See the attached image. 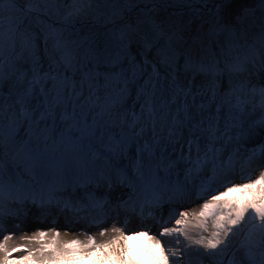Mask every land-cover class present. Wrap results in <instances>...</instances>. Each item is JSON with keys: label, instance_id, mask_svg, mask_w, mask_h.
I'll use <instances>...</instances> for the list:
<instances>
[{"label": "snow or ice", "instance_id": "1", "mask_svg": "<svg viewBox=\"0 0 264 264\" xmlns=\"http://www.w3.org/2000/svg\"><path fill=\"white\" fill-rule=\"evenodd\" d=\"M25 2L27 8L20 6V0H7L6 5L4 0H0V19L5 12L29 17L34 12L44 11L31 0ZM53 3L58 4L59 0H53ZM78 5L79 0H73L68 6L64 23L74 25L85 14L86 9ZM144 11L150 9L145 8ZM16 19L19 20L20 16ZM19 30L20 25L17 24L16 27L9 26L7 33L0 31V61L6 58L8 67L5 72L0 65V91L5 88L8 91L7 101L0 96V197L6 192L9 199H19V186L13 183L16 169L23 167L25 171H32L55 151L66 156L88 151L94 158L106 155L111 161L106 162L102 169L109 188L115 183L135 187L134 181L139 180L153 191L149 201L151 206L165 202L180 205L200 193L192 192L178 182L170 186L158 176L161 170L168 174L182 163H192L193 168L189 172L200 171L210 154L212 159L215 158L217 141L225 137L228 140L237 138L232 135L236 129H239L238 138L255 133V128L245 120L247 106H254L258 93L260 106L264 109V88L257 89L250 81H242L237 88L232 83V74H250L256 67L257 56L259 67L264 70V38L260 50L253 47L252 54L246 55L243 61L225 66L224 70L229 73L227 92L218 94L216 79L207 85V91L196 94L192 88L178 86L173 81L170 98L165 99L166 90L160 87L158 73L154 70L148 73L143 65L137 71L133 61L129 77L121 66L120 56L109 54L98 44L77 45L75 54L67 44L57 45L58 55L50 58L47 71L39 61L34 62L30 69L22 66L19 62L22 54L17 48ZM119 39L122 46H130L133 41L140 40H144L147 46L146 39L130 25L120 29ZM80 51H83V59ZM118 66L119 72L116 71ZM73 68L75 72H72ZM194 71L215 77L219 68L201 66ZM144 75L148 78L140 84L138 76ZM132 86L136 87L139 113L125 102ZM197 95L202 101L198 106ZM181 96L184 97L182 104ZM189 96L193 101L191 105ZM240 96L251 98L240 99ZM205 99L207 103L203 102ZM233 99L236 103L232 102ZM5 103L8 104L7 111ZM225 106L228 108L227 116H223ZM210 107H215L216 115L206 112ZM5 119L9 122L7 134L4 133ZM24 125H27L24 131L27 139L19 135ZM260 127L264 128V119H261ZM129 148L136 149L133 156L136 175L133 177L126 176L115 163L118 157L125 156ZM194 148L195 160L192 156ZM6 166L11 170L7 181L3 179ZM231 171V168L217 171L214 167L209 183L200 185L203 195L199 209L191 212L187 209L170 210L167 220H156L159 225L156 234H150L149 229L126 233L124 226L116 223L101 227L108 219L106 202L91 196L90 206L99 209L100 213L91 216L88 223L99 229L101 238L110 232L111 238L107 240L98 242L96 235L85 233L84 240L77 238L61 242V233L52 229L50 239L49 231L37 230L32 235H20L21 242L11 243L15 233L7 231L5 214L0 213V264H143V258L133 255L128 247V241L137 236L147 237L150 241L151 264H193V258L196 264H225V260L227 264H264V170L256 179L249 178L244 183L233 182ZM64 173L66 178L71 177L70 165H66ZM217 184L224 190L217 189L213 193ZM233 193L238 195L230 196ZM124 206L127 207V202ZM141 215H144L143 210ZM173 220L174 225L170 224ZM194 231L195 238L192 235ZM238 234L243 239L239 248L233 250L231 237ZM254 249L258 250L259 261ZM237 251L242 252L243 259H236ZM16 253L19 255H14Z\"/></svg>", "mask_w": 264, "mask_h": 264}, {"label": "rangeland", "instance_id": "2", "mask_svg": "<svg viewBox=\"0 0 264 264\" xmlns=\"http://www.w3.org/2000/svg\"><path fill=\"white\" fill-rule=\"evenodd\" d=\"M66 3H68L71 0H63ZM5 5L7 4V0H4ZM32 3L39 4L41 8L44 9V11L39 12L38 14L32 13L29 17H24L20 15L19 13H9L5 12L2 19H0V31L7 33V30L9 26L16 27L17 24L20 25V30L17 35V48L19 52L22 54V59H20V64L26 65L27 68H31L32 64L36 61H39L42 68L47 71L50 63V58L54 55H58L57 53V45L59 44L58 40V30L55 29L54 26H57L54 24V22L49 20L47 17L48 15H51L52 11L51 8L54 6H60L61 4H55L53 3V0H31ZM20 6L23 8H27L28 4L25 2V0H20ZM45 12L47 14H45ZM20 16V19L17 20L16 17ZM209 15L207 13L204 14L203 17L199 19H194L193 22L190 25V28L184 32H182V35L185 33H191L192 28L202 27L206 26L204 28V31H197V29H194L195 31L194 35L197 36V38H204V40L207 38L212 43L219 39L218 46L221 47L224 45V43H227V39L230 38L229 35L225 34V31H221L219 29L220 26V14H217V16L214 18L211 16L208 20L207 18ZM63 20V17L60 18ZM44 20H47L50 25H47L44 23ZM99 20L103 21V18H99ZM168 24H178L181 22V17L177 16H168L165 20ZM242 26L245 25V23H241ZM112 26H110L106 30L111 31ZM54 33L56 35V39L54 37ZM205 33H207L205 35ZM221 33H224L221 34ZM223 35V36H222ZM189 38V36H186ZM188 38H184L182 40L183 45L190 49L191 46L187 45ZM225 41V42H224ZM134 49V48H132ZM143 51V50H141ZM144 57H141L142 59L139 60V62L136 63L137 65V71H139V66L143 65L146 67V71L148 73H153V70L159 74L160 77V87L164 88L166 90L165 92V99L170 98L171 95V89L170 86L173 84V81L176 82L178 86H188L189 88H192L193 94H196L197 92H203L207 91V85L209 83L206 82H200L196 80L195 78H180L179 75H174L176 72H167L163 68L159 67L157 64V59H154L152 64H146L144 62L145 58H153L150 50H144L142 52ZM223 59V58H222ZM220 61H223V60ZM225 59V58H224ZM0 65H3V70L5 72L8 71L6 58L4 61H0ZM255 70H259L257 66L255 67ZM73 70L72 72H75ZM81 71H83V68L81 67ZM124 71L127 73L129 77L132 75V65L124 68ZM68 75H71V73H68ZM148 78L147 75L144 76H138V82L142 84L144 80ZM76 79H79V76L76 77ZM218 94L227 92L228 91V84L229 81L225 80L224 78H220L218 81ZM241 83H233L234 86L238 88V86ZM253 86H255L257 89L264 88V81L262 83H255L254 80H252L251 83ZM204 86L203 88L201 86ZM86 91V90H85ZM157 95L159 96V91L157 92ZM0 96H2L5 101L8 99V91L5 88L3 91H0ZM210 96V94H209ZM251 97H245L241 96V99ZM184 97L181 96L180 101L181 104L183 103ZM222 99V97H221ZM103 102V101H102ZM125 102L127 103L129 108L135 107V111L139 113L140 108L139 104L137 102V94H136V87L132 86L129 88L128 95L125 98ZM201 97L199 95L196 96V105L198 106L201 103ZM203 102L207 103V99H205ZM233 103H236V100L233 99ZM188 103L191 105L193 103L192 97H188ZM260 97L259 94L255 96L254 99V106L253 104H249L247 106V115L245 117V120L248 122L250 127L255 128V133L252 135L245 134L243 138L239 137V129H236L232 135L234 138L232 140H228L227 137H225L223 140L217 141L214 145L216 149V155L215 158H211V154L209 157V160L206 164H203V167L200 171H191L190 169L193 168L192 163H182L179 165L174 171L166 174L163 170H161L158 173L159 177L164 178L166 183H169L170 186H174L177 184V182L181 185H186L189 190L195 193H200V195H196L193 197L192 200H188L183 204H176L175 202H167L169 207H174V209L177 210H185L187 209L189 212L193 210H198L200 207V204L202 203L201 196L203 193H201L200 185L203 183L207 185L209 183V178L213 175V168L215 167L217 171L224 168H231V179L235 183H244L247 182L249 178L256 179L259 175L261 170H264V128L260 127V121L261 119H264V109L260 106ZM5 110L7 111L8 104L5 103L4 105ZM206 112H210L211 115H216L215 107H210L209 109H206ZM228 108L225 106V109L223 110V116H227ZM8 120H4V133L7 134L8 128ZM221 127H223V119L221 120ZM27 125L23 126V129L19 131L20 136H24V131H26ZM159 130V128H158ZM118 131V130H117ZM185 132L187 130L185 129ZM25 139H27L26 136H24ZM204 141L201 140V144L203 145ZM41 147L43 145L41 144ZM101 152H104V149H100ZM172 155H178V153H170ZM185 154H187V149L185 148ZM136 155V149L130 148L127 150L125 156L123 158H117L115 163L121 167L122 170H124L125 175L128 177H133L136 175L135 169L133 167V156ZM193 160L196 158V152L195 148L192 152ZM201 156H203V153H201ZM111 163V161H108L107 156H103L102 158H94L91 153L88 151H82L74 153L71 156H66L63 152L55 151L52 153H49L48 156L44 159L43 163L35 168L32 171H25L23 167L16 169L14 171V179L13 183L18 184L19 186V199H9L7 196V193L5 192L2 197H0V213H4V223L6 225L7 231L14 232V236H20L23 233H26L27 235H32L37 230H45L49 231V239L51 237V231L52 229L58 230L61 234H65L66 232L71 233V238L67 239L60 235V241H68L71 239H81L84 240L85 233L96 235L97 241L101 240H107L111 238V233L103 238L99 237L98 231L99 229L93 226H90L89 223H87V218L91 216V214H98L100 213L99 209L93 208L90 206V199L89 197H95L97 200L106 202L105 204V211H109L112 209V214H108L107 223L101 225V227H110L111 224L116 223L117 226L123 225L125 228L126 233H132L137 232L145 229L150 230V234H156L159 229L151 228V226H148L150 224H156L157 219H164L167 220L170 212V208H167L162 215L158 216V218L155 219H145L144 217L140 216L141 210L147 211V209H142L139 207L140 205H147L149 204V201L153 197V191L150 187L147 186L146 183L141 182L139 180L134 181L135 187H130L127 185V183L121 184V183H115L111 188H109L108 184L105 182L103 176H102V169L105 163ZM66 165H70L72 169V174L70 178L65 177L64 169ZM11 170L5 167V174L3 176V179L5 181L8 180V175ZM76 180L79 184V190L78 195L73 196L71 192H69V188L72 186L71 181ZM40 181L46 182L45 185H47L48 189H52L50 191V194L55 199L51 202L52 205L57 204L58 206L56 208L60 209L59 213H53L52 210L49 211V199L47 200V206L45 212H36V211H27V207L29 206L28 203H31L33 206L35 204L42 203L41 201L44 200V196L42 195V191L37 190V187L40 183ZM49 181V182H48ZM25 182V183H23ZM64 182L65 184L69 185V188L67 189L68 192H66V196L62 199H60V202H58V193L57 186ZM88 182L94 183L92 187H86ZM98 183L101 184L100 187H98ZM22 184V185H21ZM64 185V184H63ZM104 185V188L102 187ZM122 185V187H121ZM62 187V186H60ZM107 189V190H106ZM217 189L219 191H223V187L220 185H216L213 187V193H216ZM118 194V195H117ZM15 195V193H14ZM117 195V196H116ZM162 195L168 196L171 195V193H162ZM238 194L233 193L230 194V196H237ZM30 198V200H28ZM82 200V201H80ZM68 201L70 205L67 209V206L60 205L61 203H64ZM125 202H127V207H125ZM163 204H166L163 203ZM155 206L156 211L162 208V205ZM42 205H44L42 203ZM65 205V204H64ZM82 206H84L82 208ZM113 206V208H112ZM134 206H138L135 211L131 207L134 208ZM179 206V207H177ZM111 207V209H110ZM73 208V209H72ZM164 208V207H163ZM133 211V212H132ZM148 212V211H147ZM16 215H23L25 219H22L21 217H17ZM65 218H61V217ZM10 217V218H7ZM15 217V218H14ZM154 217V216H153ZM14 219V220H13ZM144 220V223L141 224L140 220ZM191 219V218H190ZM57 222H56V221ZM55 221V222H52ZM74 222L75 226L70 227L69 223ZM13 223H18L21 227V230H16L12 227ZM32 224V225H31ZM146 226H145V225ZM170 224L174 225V220L171 221ZM141 225H144L143 228ZM155 226V225H154ZM191 227V224L189 225ZM193 237H196L195 231L192 232ZM174 238V237H173ZM170 239V238H165ZM243 239L242 235L238 234L235 237H231L233 250L239 248V243ZM21 242V241H19ZM128 247L131 250L132 254L135 256H139L143 258V264H151V260L149 259L150 256V249H151V243L147 239V237H139L128 241ZM254 253L256 254L257 261H259V253L258 250L254 249ZM14 255H19V253H16ZM236 259L241 260L243 259L242 252L237 251L236 252ZM193 264H196L195 258H193ZM207 264V262H205ZM225 264H227V261L225 260Z\"/></svg>", "mask_w": 264, "mask_h": 264}, {"label": "trees", "instance_id": "3", "mask_svg": "<svg viewBox=\"0 0 264 264\" xmlns=\"http://www.w3.org/2000/svg\"><path fill=\"white\" fill-rule=\"evenodd\" d=\"M59 3L60 6L51 8L52 13L47 17L57 25L54 27L58 30V45L67 44L75 54L77 45L98 44L109 54L119 55L123 61V69L131 66L133 61L139 62L144 57L142 52L147 49L153 58H145L146 64H152L157 59L159 67L167 72H176L174 75H179L180 78H195L206 83H210L212 79L219 81L220 78L229 81L225 66L243 61L246 55L252 54L253 47L260 50L264 38V0H79L78 6H83L86 12L74 25L64 23L67 8L73 0L68 3L59 0ZM145 8L150 11L145 12ZM205 13L209 15L207 20L220 14L219 29L230 36L223 46H218L220 38L212 43L207 38L204 40L194 35V29L204 31L206 26L192 28L191 33L182 35V32L190 28L194 19L203 17ZM171 15L181 17V22L168 24L165 20ZM99 18H103V21ZM113 20L116 21L115 24L112 23ZM153 22L159 27H155ZM242 22L245 23L244 26L241 25ZM44 23L50 25L47 20ZM126 25L136 29L146 39L147 46L144 40L122 46L120 29ZM110 26L113 27L112 30H106ZM54 37L56 39L55 33ZM184 38H188L187 45L192 48L187 49L183 45ZM80 56L83 59V51H80ZM256 61L259 70L254 68L250 74L233 73L232 83H252V80L262 83L264 70L259 67V56ZM201 66H217L219 72L213 77L194 71ZM116 71H120L119 66Z\"/></svg>", "mask_w": 264, "mask_h": 264}, {"label": "bare ground", "instance_id": "4", "mask_svg": "<svg viewBox=\"0 0 264 264\" xmlns=\"http://www.w3.org/2000/svg\"><path fill=\"white\" fill-rule=\"evenodd\" d=\"M49 182V181H48ZM23 183H25V182H23ZM45 183L46 182H43L42 183V181H40V183H39V185H38V187H37V190H40V191H46V189L47 190H50V191H52V189L50 188V189H48L47 188V185H45ZM64 184V185H63ZM71 184H72V186L69 188V185L68 184H65L64 182H61L59 185H58V187H57V191L58 192H61L62 193V196H66V192H68V188H69V192H71V194H73V196H76V195H78V190H79V184H78V182L76 181V180H74V181H71ZM94 185V183H90V182H88V184L86 185V187H92ZM98 185V187H100L101 186V184L100 183H98L97 184ZM60 186H62V187H60ZM102 187H104V185L102 186ZM121 187H122V185H121ZM50 197H52L51 195H49V194H47V195H45V198H44V200L43 201H41L44 205H42V203H40L39 205L38 204H35L34 206L31 204V203H28V205L29 206H26L27 207V211L28 212H30V211H36V212H45L47 209H46V206H47V200L50 198ZM28 200H30V198L28 199ZM80 201H82V200H80ZM58 202H60V199H58ZM65 204V205H64ZM60 205H63V206H67V209L69 208L68 206L70 205V203H68V201H66V202H64V203H61ZM49 206V211H51L52 210V212L53 213H59L58 211L60 210V209H58V208H56L58 205L57 204H55V205H52L51 203L48 205ZM84 206H82V208H83ZM138 206H136V207H131L132 209H133V211H135L136 210V208H137ZM139 207L140 208H142V209H147V211H144V215H143V217L147 220V219H153L152 217L154 216L156 219L158 218V216H160V215H162V213H164L165 211H166V209L167 208H170V210H172V209H174V207L172 208V207H169V205L167 204V202H166V204H163L162 205V208H160L159 210H157L156 211V208H154L153 206H151L150 204H147V205H140L139 204ZM164 207V208H163ZM177 207H179V206H177ZM112 208H113V206H112ZM73 209V208H72ZM110 209H111V207H110ZM114 209V208H113ZM149 209L151 210V214L149 215ZM112 209L111 210H109V211H107V213L108 214H112ZM132 211V212H133ZM93 215H96V214H91V216H93ZM158 215V216H157ZM17 217L19 216V217H21L22 219H25V217L23 216V215H16ZM91 216L90 217H88L87 218V223H88V219H90L91 218ZM7 218H10V217H7ZM15 218V217H14ZM61 218H64V217H61ZM155 219V220H156ZM56 221V220H55ZM55 221H52V222H55ZM57 222V221H56ZM140 223L141 224H143L144 223V220H140ZM170 223H171V221H170ZM32 225V224H31ZM71 225V224H70ZM145 225V224H144ZM144 225H141L143 228L146 226H144ZM155 225V226H154ZM150 224V225H148V226H151V228H154V229H159V225H156V224ZM67 233V235H65V234H61L63 237H65V238H67V239H70L71 238V233L70 232H66ZM24 234H26V233H23V234H21V235H24ZM50 234V233H49ZM28 235H30V234H28ZM17 242H19V236H14V239H13V241L11 242V243H17Z\"/></svg>", "mask_w": 264, "mask_h": 264}, {"label": "water", "instance_id": "5", "mask_svg": "<svg viewBox=\"0 0 264 264\" xmlns=\"http://www.w3.org/2000/svg\"><path fill=\"white\" fill-rule=\"evenodd\" d=\"M70 224H71V225H70ZM69 226H70V227H73V226H75V223H74V222H70V223H69Z\"/></svg>", "mask_w": 264, "mask_h": 264}]
</instances>
